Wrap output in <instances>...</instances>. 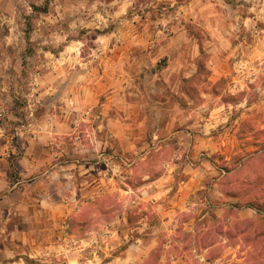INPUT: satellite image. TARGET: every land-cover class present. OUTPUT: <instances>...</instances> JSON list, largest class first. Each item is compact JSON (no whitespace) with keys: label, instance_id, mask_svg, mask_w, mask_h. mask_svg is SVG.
Here are the masks:
<instances>
[{"label":"crops","instance_id":"crops-1","mask_svg":"<svg viewBox=\"0 0 264 264\" xmlns=\"http://www.w3.org/2000/svg\"><path fill=\"white\" fill-rule=\"evenodd\" d=\"M132 3L0 0V264H143L155 252V224L150 220L153 212L137 205L165 196L166 185L174 181V165L166 163L172 167L168 173L141 177L145 188L139 194L131 185L137 181L138 161L146 160L152 149L182 152L188 146L220 149L229 143L213 136V130L209 134L211 122L212 129L222 123L220 115L211 120L198 114L196 96L186 91L192 84L197 90L199 69L188 62V55L205 51L212 60L240 55L250 44V32L229 38L223 29L230 21L224 19L222 26L201 25L216 31L208 33L209 42L189 33L185 24L204 23L201 16L217 13L218 0H199L203 13L193 7L196 0H152L147 5L155 9L162 3L166 9L154 16L144 11L128 16ZM222 3L234 13L238 7L237 1ZM211 21L216 23V18ZM159 23L167 26L161 29ZM77 24L100 33L78 36ZM241 65L247 67L246 62ZM207 67L220 79L227 64L211 62ZM161 70L166 72L163 80L157 73ZM148 71L167 94L160 95L155 86L145 96L141 78L146 74L141 73ZM142 134L151 137L143 154ZM176 159L175 165L180 156ZM202 165L184 169L187 176L173 204L158 208L165 225L175 228L176 215L190 211V195L203 181ZM114 191L125 203L114 209L119 213L114 235L126 232L115 254L109 237L97 240L94 234L96 216L114 210L90 206ZM208 214L199 210L198 218L183 220L184 229L194 233ZM239 215L251 218L255 212L244 208ZM197 239L199 247H206L196 255L199 261L217 264V259L205 257L216 243ZM233 260L235 254L229 262Z\"/></svg>","mask_w":264,"mask_h":264},{"label":"rangeland","instance_id":"rangeland-1","mask_svg":"<svg viewBox=\"0 0 264 264\" xmlns=\"http://www.w3.org/2000/svg\"><path fill=\"white\" fill-rule=\"evenodd\" d=\"M150 1L152 0H133L132 6L128 9V16L131 12L142 13L144 11V13H150V16L166 12V9L161 6L162 3L153 9L147 5ZM236 1L233 0L234 3ZM242 1L239 0V2ZM228 11L233 12L230 6L227 9L217 6V13H227ZM205 16H207L205 13L201 16L204 23L200 25L189 21L185 24L189 33L202 36L203 43L210 41L211 37L209 38L208 33L216 31L208 32L201 28V25L204 27L219 26L211 21L212 17L208 16L206 20ZM228 24L229 22L225 28L228 27ZM166 26L165 23H159L158 27L163 29ZM257 27H264V25H257ZM74 33L78 36L89 37L94 34V30L81 28L77 24L74 27ZM250 34V44L246 46L248 48L245 53L240 55L219 56L222 60H212L205 51L196 57L188 55L189 63L195 62L199 65L197 90L192 84L193 88L189 89L190 94L188 95L193 98L196 96L199 107L198 114L204 118L214 120L215 116L220 115L222 123L212 129L214 123L211 122L208 127L209 134L213 130V136H222L229 143L221 146L220 149L213 147L195 149L188 146L187 149L184 148L187 151L182 152H176L172 148L159 151L152 149L148 158L138 161L135 166L137 181L131 185L138 187L140 194L145 188L141 177L147 174L150 176L165 174L172 168L166 163L170 166L174 165V169L171 171L174 181L166 185L165 196L155 203L140 200L137 205V207L153 212L150 220L155 224V252L143 264H210L199 261L196 256L206 249L205 245L202 247L197 245V236H201L199 243H216L214 247L207 248L205 257L211 260L217 259L219 261L217 264H264V43L252 32ZM250 48L253 49V52H249ZM222 61L227 64L226 70L220 79H215L216 73L208 69L207 64ZM245 62L247 67L239 66ZM144 73L146 75L141 78V85L145 90V96L151 94L149 88L155 86L160 95L168 93L163 85L154 81V74L149 75L148 71L142 72L141 75ZM157 73L160 80L166 76L164 70ZM187 73L189 74L190 70ZM233 77H235L234 80ZM150 140V136L142 134L139 144L141 145L143 142L145 144L143 145L144 150L140 151L141 154L149 148L147 143ZM176 156H180L177 165L174 164L178 160ZM201 162L204 165L200 170L202 174H199L204 177L201 188L194 190L190 195V211L176 215L175 219H179L175 228L171 224L165 225L163 216L157 211L158 208L164 204L167 206L173 204L174 193L181 185L180 181L187 176L183 170H193L195 165H200ZM186 163H193L194 166L185 168ZM119 185L125 187V184ZM117 193L119 192L114 191L111 195L107 193L106 199L97 200L90 206L97 208L106 206L112 210L119 208L125 203L118 201ZM171 200H173L172 203H170ZM244 208H250L255 212V216L241 218L239 211ZM146 210L144 212L147 214ZM199 210L207 211L209 214L197 226H194V233H189L184 229L183 220L198 218ZM214 211L220 213V216H217ZM118 214L114 210L110 215L96 216L97 220L95 221L98 224L95 227L98 230L94 233L95 237L97 240L109 237V248L114 254L122 249L123 239L121 236L126 233L121 232L120 236L114 235L113 229L119 227ZM132 217L134 221L139 219L138 216ZM146 233L147 230L144 237H146ZM233 254H235V261L229 262ZM109 258L108 255L107 261ZM180 259L185 262L181 263ZM86 264L94 263L87 262ZM95 264H112V262H97Z\"/></svg>","mask_w":264,"mask_h":264},{"label":"clouds","instance_id":"clouds-1","mask_svg":"<svg viewBox=\"0 0 264 264\" xmlns=\"http://www.w3.org/2000/svg\"><path fill=\"white\" fill-rule=\"evenodd\" d=\"M238 7L235 13L228 11L227 13H216L212 11L209 13L210 16L216 18V23L222 26V21L228 19L230 23L227 28H224L225 34L229 38L239 39V33L252 32L257 38L264 43V27H257V25H264V0H243L240 3L237 0ZM218 6L221 9H227L228 6L222 3V0H218ZM194 8L199 7L200 13H203L204 7L199 4V0L193 6ZM214 7V6H207ZM200 13H195L199 15ZM206 20L208 16L204 17ZM75 27V25H73Z\"/></svg>","mask_w":264,"mask_h":264},{"label":"trees","instance_id":"trees-1","mask_svg":"<svg viewBox=\"0 0 264 264\" xmlns=\"http://www.w3.org/2000/svg\"><path fill=\"white\" fill-rule=\"evenodd\" d=\"M95 33H100V30H94V34L92 36H94ZM192 88H193L192 85H187L186 91H187V93L189 92L188 94H190V90L189 89H192Z\"/></svg>","mask_w":264,"mask_h":264}]
</instances>
